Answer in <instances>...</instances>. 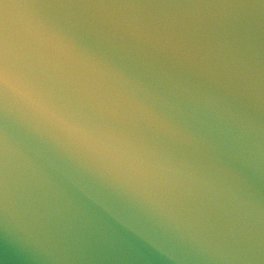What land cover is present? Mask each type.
<instances>
[{
	"label": "water",
	"instance_id": "water-1",
	"mask_svg": "<svg viewBox=\"0 0 264 264\" xmlns=\"http://www.w3.org/2000/svg\"><path fill=\"white\" fill-rule=\"evenodd\" d=\"M0 264H264V0H0Z\"/></svg>",
	"mask_w": 264,
	"mask_h": 264
}]
</instances>
